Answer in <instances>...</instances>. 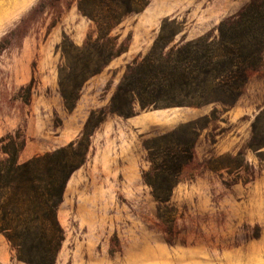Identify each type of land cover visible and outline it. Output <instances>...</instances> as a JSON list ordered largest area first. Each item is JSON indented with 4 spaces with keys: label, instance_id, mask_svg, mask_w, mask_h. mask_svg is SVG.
I'll list each match as a JSON object with an SVG mask.
<instances>
[{
    "label": "rangeland",
    "instance_id": "rangeland-1",
    "mask_svg": "<svg viewBox=\"0 0 264 264\" xmlns=\"http://www.w3.org/2000/svg\"><path fill=\"white\" fill-rule=\"evenodd\" d=\"M249 1L148 0L112 29L123 51L87 79L68 110L58 91L59 45L80 46L94 23L76 0H0V137L20 134L19 161L76 140L95 111L85 161L57 207L64 239L54 264H264V162L256 155L264 148L248 147L264 107V56L230 106L141 108L135 100L130 116L99 112L162 26L166 49L216 39L218 25ZM190 121L193 158L159 201L143 180L145 145ZM0 264H26L1 233Z\"/></svg>",
    "mask_w": 264,
    "mask_h": 264
},
{
    "label": "trees",
    "instance_id": "trees-1",
    "mask_svg": "<svg viewBox=\"0 0 264 264\" xmlns=\"http://www.w3.org/2000/svg\"><path fill=\"white\" fill-rule=\"evenodd\" d=\"M147 2L76 0L78 12L95 29L80 46L66 39L59 45L58 91L65 108L73 109L87 79L123 51L111 35L112 29ZM162 33L163 26L150 51L127 65L108 106L99 112L130 116L135 100L141 108L230 106L264 56V0H250L223 20L216 39L203 35L166 49L168 42ZM94 117L95 111H91L76 140L23 162L19 161L24 146L20 134L16 131L0 137V233L18 261L55 263L64 239L57 207L71 174L85 161ZM196 135L195 122L190 121L148 140L145 147L150 165L143 180L157 200H168L174 182L193 158ZM248 147L256 152L264 148V107L251 123ZM256 155L264 162V150Z\"/></svg>",
    "mask_w": 264,
    "mask_h": 264
}]
</instances>
